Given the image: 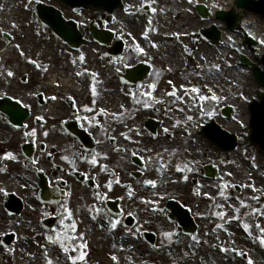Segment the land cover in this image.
<instances>
[{"label":"flooded vegetation","instance_id":"flooded-vegetation-1","mask_svg":"<svg viewBox=\"0 0 264 264\" xmlns=\"http://www.w3.org/2000/svg\"><path fill=\"white\" fill-rule=\"evenodd\" d=\"M44 1L0 0V100L11 96L31 112L17 145L20 154L22 142L35 147L26 185L47 175L56 203L40 204L37 188L28 206L42 220L57 216L61 235L77 220L76 264H264V171L254 167L259 185L239 183L241 143L226 153L202 133L212 119L235 131L228 125L238 124L236 108L228 119L225 97L183 92L191 73L176 70L171 44L123 37L119 23L94 10L68 9L84 44L58 60L64 46L54 39L50 56V30L32 13ZM25 10L30 34L2 27ZM93 21L123 39L99 44ZM137 66L145 78L123 81ZM67 75L74 89L54 84ZM248 188L252 196L242 193Z\"/></svg>","mask_w":264,"mask_h":264},{"label":"rangeland","instance_id":"rangeland-1","mask_svg":"<svg viewBox=\"0 0 264 264\" xmlns=\"http://www.w3.org/2000/svg\"><path fill=\"white\" fill-rule=\"evenodd\" d=\"M126 1L128 2L127 7H129L127 12L128 14L125 15L122 12L121 13L117 12L118 13L117 16L121 18V21L119 20L120 25L123 26L124 29H127V27H130V25L133 22L140 24L138 22L139 19L136 18V17L140 18V16H138L137 14L136 7H142L145 4H150L152 7H154V12L151 17V24H150L151 26L149 27L150 35L154 36L152 39L156 43H167L166 35H164V33L162 32H159L160 30L157 29L156 27L157 26L158 28H161L162 26L165 27L164 24L167 21L166 18L169 19L170 16H173V14L170 13L172 11L167 9V6H169L168 5L169 2L176 1L177 3L180 4L179 0H126ZM193 1L194 0H192L191 2ZM201 1L203 0H199V2ZM181 3H183V1H181ZM213 3L218 6L221 5V3L218 0L215 1L213 0ZM175 7H177V5H175ZM26 12L27 11H24L25 15L29 17L28 13ZM21 18H23V16H21ZM28 20L29 18L25 20L26 24ZM195 20H197V17H193V16L191 17V15L187 17V14H185V15H181L179 21L174 20L173 24L174 26H180V29L178 30L182 32H190L193 30V24ZM214 21L215 19L211 18L210 20L205 21L204 26H209ZM245 27L247 28V32L250 35L252 36L258 35L260 44L256 49V53L255 50H250V52H248L247 47L243 46V44L241 45L240 41L243 40V34L244 33L246 34L245 31L246 29H244ZM142 29L143 28L141 26V28H139L138 31ZM161 29L164 30V28ZM241 29H242L241 33L243 31L242 34L235 33L232 34L233 36H229L228 33L225 32V38L223 40L224 44L218 45L219 47L217 48L220 49L221 54L216 53L218 52L216 51L213 52L210 57L202 56V58L204 59L200 58L202 54L199 51L200 49L199 45L202 42H204L203 40L201 41L200 39H195L192 43L187 42V44L189 45L188 49L190 50V52L195 55L193 63L190 64V68L198 69V72L199 73L202 72V76H203V77L200 76L201 78L200 79L199 76H195L193 73H191L192 76H190V78L192 79L189 80H192L196 82L197 85L201 86L205 91V94L213 95L215 97H225L226 103L233 101L237 110L236 119H238V121H240L241 123H238L235 126L229 124L228 126L234 130H241L242 132H245L243 129L245 127H248V125L250 124V114L247 109V104L250 99L256 96L255 93L258 88V85L249 68L241 67V69L238 70V69H233L230 66L231 65L235 66V62L238 59L237 57L238 51H241L242 53H246L253 58H260L259 60H261V57L264 54V43H261L260 40L262 41L264 40V34L262 35L259 34V31H257L256 28L254 29L251 28L249 30L248 26L246 25V22L242 24ZM134 34L135 33L131 35ZM51 42L52 41H49V43ZM231 48L236 49L235 55H233V51H231ZM214 54H217L219 56L216 60L213 57ZM62 57L63 55L61 53L57 54L58 60L62 59ZM66 58L67 57L65 56V59ZM201 60L206 62L203 63L204 67L202 68H200ZM178 63H179L178 67L180 70V68L182 67V63L180 61H178ZM247 132H249V130ZM11 134H12L11 130L6 129L5 127H0V154L8 152L10 155L15 157L16 160L21 161V159L16 155L19 154V151L17 150L18 141H15L13 138H11ZM8 140L11 141L8 142ZM248 147H252V146H248ZM248 147L246 146L240 147L237 151L238 153L235 154V156L239 155L236 156V160H237L236 165H237V169L239 170L238 172L240 173L238 175V182L242 183L244 186H250L254 180H255V184L259 185L260 183L259 185L260 190H258L259 192L258 195L261 196V193L264 192V183L263 182L258 183V180L256 181V178L252 176L255 175L254 172L264 171V169H262L261 167V166L264 167V155L258 150V148L254 147L252 149H247ZM1 162H3V164L5 165L2 168L0 167V171H2V169H5V171L2 174H0V178L3 180L2 185L6 186V188L17 189V190L19 189L22 191L21 186L25 182L26 173L21 168V165L18 164L13 159L11 160L10 158L5 159L4 161L0 159V164ZM13 163L14 165H11ZM254 167H258L257 171L254 170ZM17 172H20L23 175V179L17 178V176L15 175ZM252 192H253L252 189L248 188L246 190H243L242 193L252 196ZM24 200H26L25 197ZM1 202H2V194L0 190V209L2 210L0 217H2V219L4 218V220L0 219L1 220L0 237L7 232L9 233V232L17 231L18 239L14 244L15 247L21 249V245L23 244V242L28 243L30 239L34 240L38 244H42V247L47 246L49 250L47 253H49L50 256L52 257L49 260H47L46 256L44 257L38 256L35 264H60V262L61 263L64 262L63 254H62L64 253V249L62 246V237L58 236L57 234H52L48 236L46 233H40L38 231L39 220L36 216V212H34L35 211L34 208L26 207L27 211L24 214L16 217L17 220L24 221V223L22 222V224L16 226L18 228L16 230L14 226L17 224V220L13 216L7 213L5 207L1 204ZM254 215L256 217V214ZM255 217L251 222L252 225H254ZM28 218H32L29 223L33 222L36 225L35 229L33 225H31L30 227L28 226V221H29ZM250 218L252 219V217ZM31 243L33 244V245L31 244V249L33 250V252H37L40 246H38V244H35L33 242ZM70 253L71 250L68 251V255L70 259L67 261V264H76L77 257L71 256ZM59 256L61 258H59ZM2 261H4V259ZM4 264H6V262ZM11 264H15L14 259L11 260Z\"/></svg>","mask_w":264,"mask_h":264},{"label":"water","instance_id":"water-1","mask_svg":"<svg viewBox=\"0 0 264 264\" xmlns=\"http://www.w3.org/2000/svg\"><path fill=\"white\" fill-rule=\"evenodd\" d=\"M70 4L71 6H85V5H92L95 7H102L107 10H113L114 8H117L119 6H123L122 0H63ZM239 5L241 7H244L245 9H250L256 12H259L264 15V0H239ZM199 13H201L203 16H205V7L199 6L198 7ZM38 14L40 18L47 24L51 26L53 31L57 34L58 37L69 43L71 46L77 45V39L80 38V33L77 31L76 26L67 20H64L61 17V13L51 7V6H45L41 5L38 10ZM217 18L223 19L227 22V25L230 29H233L234 26L237 24L239 17L231 12H227L224 10H220L217 12ZM211 40L217 41L220 39L221 35L219 30L216 29L215 26L211 27L209 30L204 32ZM94 36L97 39H103L102 35L99 32L94 31ZM109 36L107 35L106 38ZM250 44H253V40H249ZM242 63L252 67L254 74L261 86L264 87V69L261 66L256 65L252 60L242 55ZM262 63L264 65V56L262 59ZM259 95L261 97V101H253L250 105V110L252 112V120L251 125L253 128L252 136L253 139L260 145L261 149L264 151V92L259 91ZM0 111L10 116L13 123L17 125V127L22 126L23 120L27 117V112L24 110L19 104L16 102H11L9 100L3 102V104L0 107ZM218 129L219 127L217 125H214L209 128V134L213 135L218 141H221L218 136L213 133L212 129ZM224 132V131H222ZM223 140H226L228 143V148L234 147V139L233 137H230L227 132H224ZM222 142V141H221ZM17 200V199H16ZM9 211L11 213L17 212L19 213L22 209V204L17 203V201H13L8 206ZM177 214L179 215L180 212L178 211Z\"/></svg>","mask_w":264,"mask_h":264},{"label":"bare ground","instance_id":"bare-ground-1","mask_svg":"<svg viewBox=\"0 0 264 264\" xmlns=\"http://www.w3.org/2000/svg\"><path fill=\"white\" fill-rule=\"evenodd\" d=\"M218 1L221 3L220 6L215 5L213 3V0H203L202 1V4L206 8L207 15L210 16L212 19H214V16H215L217 11L225 10L227 12H231V13L235 14L236 16H238L240 18L238 25H240V24L242 25L246 22V25L248 26L249 30L251 28L252 29L256 28L257 31H259V34H261V35L264 34V18L263 17H259L255 13L249 12L244 7H241L239 5V0H218ZM168 5L169 6H167V9H169L171 11L175 10V12H177V7L175 9V4L173 2H170ZM178 6H185L186 7V5H184L182 3ZM192 7H191V5L188 6V9L190 11V12H188L189 14L190 13L192 14L193 11H195V8L193 5H192ZM217 22H219V21H216V24H217ZM132 27H134V26H132ZM202 27H203V25H201L198 21L194 22L193 29H195L196 31ZM244 29H246V31H247L246 27ZM228 35L233 36L231 33H228ZM253 37L259 40L258 35H254ZM261 41L262 40H260V42ZM202 47H204V46H202ZM1 212H2V210L0 209V214H1ZM0 219L4 220V218L2 219V217H0ZM19 224H21V222H19ZM21 246H22V250H20V252L24 253V255H21L20 253L18 254V256L22 260H19L17 264H30V259L29 260L26 259V254L31 252V247H30V245L26 244V242H24Z\"/></svg>","mask_w":264,"mask_h":264},{"label":"snow or ice","instance_id":"snow-or-ice-1","mask_svg":"<svg viewBox=\"0 0 264 264\" xmlns=\"http://www.w3.org/2000/svg\"><path fill=\"white\" fill-rule=\"evenodd\" d=\"M261 43H264V41H261ZM141 51H142V49H141ZM81 59H83V57H81ZM9 75H11V73H9ZM116 225L115 224H113V227H115ZM262 243H264V241H262ZM82 258V257H81Z\"/></svg>","mask_w":264,"mask_h":264}]
</instances>
